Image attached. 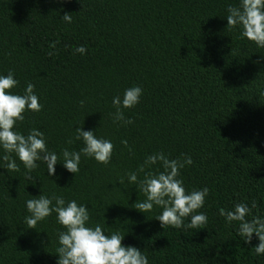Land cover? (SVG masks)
I'll return each mask as SVG.
<instances>
[{"label": "trees", "instance_id": "16d2710c", "mask_svg": "<svg viewBox=\"0 0 264 264\" xmlns=\"http://www.w3.org/2000/svg\"><path fill=\"white\" fill-rule=\"evenodd\" d=\"M238 3L0 0V74H15L18 95L32 83L42 105L25 111L14 130H40L58 156L54 176L39 161L31 172L18 159L19 171L0 168V264H56L64 230L56 214L35 229L24 223V202L39 194L87 205L92 226L125 235L122 244L139 248L148 264H264L255 234L245 244L240 222L219 215L246 203V220L264 218V48L227 26L226 9ZM132 86L143 89L140 102L123 109L133 123L115 122L112 98ZM77 126L114 147L108 164L82 155L73 176L59 163L63 149L83 146L73 139ZM160 152L191 157L177 178L186 191L208 189L197 210L208 217L202 228L186 227L190 217L185 227H161V209L134 208L145 197L127 174L163 171L159 162L139 171Z\"/></svg>", "mask_w": 264, "mask_h": 264}, {"label": "clouds", "instance_id": "9594fccd", "mask_svg": "<svg viewBox=\"0 0 264 264\" xmlns=\"http://www.w3.org/2000/svg\"><path fill=\"white\" fill-rule=\"evenodd\" d=\"M226 11L229 28H239L241 38L253 42L258 48H264V0H239L237 6H229ZM62 19L66 23H71L72 17L65 13ZM75 52L83 55L86 48L78 46ZM18 84L19 81L15 79L13 72L0 74V150L4 153L0 155V168L12 172L19 171L16 162L18 159L25 170L31 172L39 166L37 163L39 161L46 165L48 176H54L58 156L56 152L48 149L44 133L35 128L27 135L14 130L17 122L24 120L25 111L39 112L42 108L34 92V85L28 83L23 95H18L11 91ZM142 94L143 89L140 86H132L126 88L122 95L114 96L112 98V105L115 108L114 121L125 125L133 123L131 119L125 118L123 109L135 107L140 102ZM74 133L73 139L80 141L83 146L79 151L65 148L60 153L62 162L59 164L67 172L74 176L79 171L82 155L101 164L110 162L114 147L111 140L98 138L93 130L85 131L79 126L75 128ZM121 143L127 145V141ZM12 154L16 159H13ZM158 162L163 171L145 172L143 179H138L136 172L127 174L128 183L136 185L145 197L142 201L136 200L134 208L142 213L153 211L154 206L161 209L155 217L161 227H185L184 220L190 217L186 227L202 228L208 217L197 210L204 206L208 189L204 187L186 191L183 181L177 178L181 168L192 164L191 157L185 156L181 162L169 159L162 152L154 153L145 158L139 171L144 172L146 167L156 165ZM26 178L31 179L30 176ZM33 197L38 198L27 199L24 202L28 213L24 217V223L28 229H35L39 222L53 213L56 214V222L64 229L57 232L59 247L56 249L58 257L56 264H148L147 256L139 248L122 244L125 235H121L119 231L106 234L102 225L92 226L87 205L78 204L74 199L66 201L63 196L55 194L51 196L39 194ZM255 206L253 202V207ZM249 212L246 203H237L231 210L219 209V215L224 217L227 223L240 222L238 234L243 237L245 244H251L255 234L259 243L253 248L257 255H262L264 218L246 220Z\"/></svg>", "mask_w": 264, "mask_h": 264}]
</instances>
